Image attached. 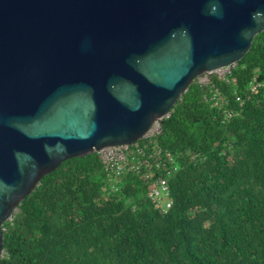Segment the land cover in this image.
<instances>
[{
    "label": "water",
    "instance_id": "water-1",
    "mask_svg": "<svg viewBox=\"0 0 264 264\" xmlns=\"http://www.w3.org/2000/svg\"><path fill=\"white\" fill-rule=\"evenodd\" d=\"M263 30L264 0H0V257L45 175L138 141Z\"/></svg>",
    "mask_w": 264,
    "mask_h": 264
},
{
    "label": "trees",
    "instance_id": "trees-1",
    "mask_svg": "<svg viewBox=\"0 0 264 264\" xmlns=\"http://www.w3.org/2000/svg\"><path fill=\"white\" fill-rule=\"evenodd\" d=\"M154 139L179 165L167 213L136 176L111 191L98 152L72 157L4 223L0 264H264V30L226 77L195 78Z\"/></svg>",
    "mask_w": 264,
    "mask_h": 264
},
{
    "label": "built area",
    "instance_id": "built-area-1",
    "mask_svg": "<svg viewBox=\"0 0 264 264\" xmlns=\"http://www.w3.org/2000/svg\"><path fill=\"white\" fill-rule=\"evenodd\" d=\"M231 67L224 74H218L219 71H208L206 73L218 74L220 77H226L230 73ZM205 74V73H204ZM210 76V77H211ZM210 83V78L205 84ZM258 82L254 80L251 83V92H253ZM210 97L205 96L212 106L224 108L226 117H232L239 113L238 108L230 106V101L222 97L219 88L212 87ZM236 94V92H235ZM236 102L243 105V98L236 96ZM161 122L156 121L153 126L141 139L131 144L108 145L97 151L102 159L104 170L108 176V188L117 192L120 191L121 184L125 178L136 176L144 183L148 184V196L154 206L167 213L174 204L169 186V178L179 169L175 156L168 150L163 151L156 143L154 137L160 132Z\"/></svg>",
    "mask_w": 264,
    "mask_h": 264
},
{
    "label": "rangeland",
    "instance_id": "rangeland-1",
    "mask_svg": "<svg viewBox=\"0 0 264 264\" xmlns=\"http://www.w3.org/2000/svg\"><path fill=\"white\" fill-rule=\"evenodd\" d=\"M227 71H228V68H225V69L219 71L218 74H224ZM210 76H211V73H205V74H202L201 76H198V80L201 83H205V82L208 81V79L210 78Z\"/></svg>",
    "mask_w": 264,
    "mask_h": 264
},
{
    "label": "bare ground",
    "instance_id": "bare-ground-1",
    "mask_svg": "<svg viewBox=\"0 0 264 264\" xmlns=\"http://www.w3.org/2000/svg\"><path fill=\"white\" fill-rule=\"evenodd\" d=\"M223 68H226V67H221V68L215 69L214 71H219V70H221Z\"/></svg>",
    "mask_w": 264,
    "mask_h": 264
}]
</instances>
